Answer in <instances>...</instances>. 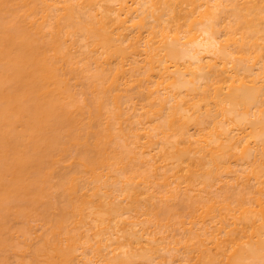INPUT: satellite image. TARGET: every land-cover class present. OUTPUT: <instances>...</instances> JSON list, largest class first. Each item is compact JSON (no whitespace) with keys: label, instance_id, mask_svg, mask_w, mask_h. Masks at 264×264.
<instances>
[{"label":"bare ground","instance_id":"bare-ground-1","mask_svg":"<svg viewBox=\"0 0 264 264\" xmlns=\"http://www.w3.org/2000/svg\"><path fill=\"white\" fill-rule=\"evenodd\" d=\"M10 253L264 264V0H0Z\"/></svg>","mask_w":264,"mask_h":264},{"label":"rangeland","instance_id":"rangeland-1","mask_svg":"<svg viewBox=\"0 0 264 264\" xmlns=\"http://www.w3.org/2000/svg\"><path fill=\"white\" fill-rule=\"evenodd\" d=\"M39 224V222L38 221H35V222H32V225H34V226H36V225H38ZM9 255V258L8 259H10V261L8 260V262H10L9 264H15V258H14V255L13 254H8ZM12 255H13V257H12Z\"/></svg>","mask_w":264,"mask_h":264}]
</instances>
